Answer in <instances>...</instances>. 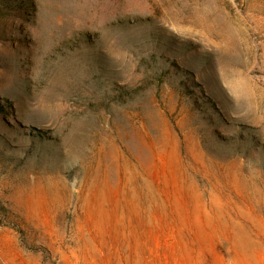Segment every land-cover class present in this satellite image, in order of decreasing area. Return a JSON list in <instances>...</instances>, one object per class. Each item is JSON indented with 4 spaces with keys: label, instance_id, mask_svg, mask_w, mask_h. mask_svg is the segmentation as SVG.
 Listing matches in <instances>:
<instances>
[{
    "label": "rangeland",
    "instance_id": "obj_1",
    "mask_svg": "<svg viewBox=\"0 0 264 264\" xmlns=\"http://www.w3.org/2000/svg\"><path fill=\"white\" fill-rule=\"evenodd\" d=\"M0 264H264V0H0Z\"/></svg>",
    "mask_w": 264,
    "mask_h": 264
}]
</instances>
